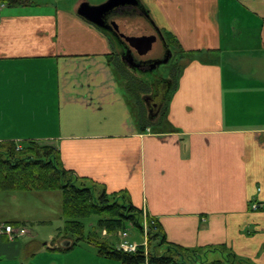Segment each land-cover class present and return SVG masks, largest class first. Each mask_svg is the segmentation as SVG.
Segmentation results:
<instances>
[{
	"label": "crops",
	"instance_id": "crops-1",
	"mask_svg": "<svg viewBox=\"0 0 264 264\" xmlns=\"http://www.w3.org/2000/svg\"><path fill=\"white\" fill-rule=\"evenodd\" d=\"M137 1L183 51L168 46L165 65L176 60V80L158 124L139 125L109 62V33L76 12L86 0H31L0 9V142L54 146L64 168L97 183L98 192L126 191L166 241L197 253L196 261L211 262L209 254L221 261L215 248L225 246L264 264V0ZM127 17L144 27L136 13L109 23L130 25ZM147 26L141 51L158 42L164 52ZM55 192L0 193L2 201L41 198L0 211V227L18 223L26 231L10 240L0 229V264H121L86 243L59 249L68 241L55 240L59 227L47 238L31 230L63 222L62 197L49 203Z\"/></svg>",
	"mask_w": 264,
	"mask_h": 264
},
{
	"label": "trees",
	"instance_id": "trees-1",
	"mask_svg": "<svg viewBox=\"0 0 264 264\" xmlns=\"http://www.w3.org/2000/svg\"><path fill=\"white\" fill-rule=\"evenodd\" d=\"M30 3L31 0H0V4L9 7ZM109 35L115 46L117 38L111 33ZM164 40L175 52H183L177 47L178 42L171 35L164 36ZM108 58L112 66L120 73L124 89L137 108L139 125L145 129L155 124L145 116L140 94H144L149 88L153 91L161 83L169 81L157 75L155 77L154 74L150 77L147 75L151 84L149 86L143 81L124 76L122 72H126V69L115 48ZM172 79L165 93L163 104L176 80V70ZM19 145L12 141L0 142V192L59 191L62 197L64 227L55 240L71 242L69 248L61 246L58 247L59 249L68 250L80 243H86L95 247L101 257L118 261L121 264H170L172 262L176 264H251L226 251L225 246L215 248L224 253L221 261L207 262L200 258L196 261L197 253H191L185 248L167 242L161 225L148 213L146 218L147 251L144 245H139L135 253L118 249L117 246H113V243L101 239L102 231L105 230L107 235L116 236L119 231L126 229L127 224L133 225L139 232L143 230V210L130 202L127 192L121 190L109 195L104 190L98 192L97 183L77 177L73 171L63 167L59 151L52 145L38 141H26ZM92 216L97 217L96 224L86 232L83 220ZM11 225L16 228L20 227L18 223Z\"/></svg>",
	"mask_w": 264,
	"mask_h": 264
},
{
	"label": "rangeland",
	"instance_id": "rangeland-1",
	"mask_svg": "<svg viewBox=\"0 0 264 264\" xmlns=\"http://www.w3.org/2000/svg\"><path fill=\"white\" fill-rule=\"evenodd\" d=\"M32 1H34L36 3H43V2H46V1L53 2V0H32ZM86 2H88L90 5L91 4L94 5V4H97L96 2H98V0H86ZM59 4H60V6H63L64 5V1H61ZM122 20L127 21L128 23H130V25H137L138 22H136V21L137 20L140 21V19L138 17H133V18L127 17V18H122ZM141 21L145 23V24L143 23L144 27L143 28L141 27V30L142 29H147L146 26L148 24L144 21V19H142ZM149 31H151V30H148L147 34H149V35L151 34L152 35L153 32L152 31L149 32ZM154 43L155 44L148 45L147 48L143 49V51H141L140 54H138V52H136L135 49H133L132 50V54L134 55V57H136V59H142L144 61H146V60L148 61V59H155V58H151V57H154V56L155 57L156 56L163 57L162 55H163L164 52L161 49L160 44L158 42H154ZM146 45L147 44H144L143 46H146ZM163 59H164V57H163ZM121 62H122V64L124 65V67L126 69V72H122L124 74V76L137 79V81L138 80L143 81V82L147 83V85L151 86V84L149 82V79H147V75H145L144 73H142V74L141 73H136L132 68L129 69V67H127V64L125 63L124 60H121ZM175 63H176V60L173 58L171 63H169V65L168 64L167 65H162V66L160 65L158 68L156 67L155 74L157 76H161L162 78L165 77V79H167L169 81L168 83L167 82L161 83L159 85V87L156 89L155 92L152 91V88L151 89L149 88L148 90H146L147 92H145L144 94H140V99H141V101H143V104H144V108L143 109L145 111V116L150 120L151 123H153L156 120V118H157L156 114L159 112V109L162 108V104H163V101L165 99V93L167 91V88L171 84L172 75L174 74V72L176 70L175 66H172L171 64H175ZM149 77H150V75H149ZM18 146H20V145L18 144ZM0 195H2V194H0ZM22 195H25V196H22ZM36 195L37 194H28V193L21 194L19 196V200L16 201V202H11V201H8V200H6V201L5 200L4 201L0 200V211L1 212H7V211H10V210H12V211L22 210V207H23V205L25 203V200H27L26 202H29V200L36 201L38 199H41V198H38L39 196H36ZM60 195H61L60 192H55V194H53L49 198L51 200L49 203L53 204L54 200H56V201L60 200L61 199ZM29 204H30V202H29ZM96 220H97V217H94V216L83 220L86 232H88L89 229H91L92 225L96 224ZM57 221H58V219H57ZM58 227L60 228V230L63 229L64 223L63 222H58V223L52 225V227H50L48 225H44V226L34 225V227H31V230H33L34 232H37V234L41 235V237L47 238L50 234L55 235L56 232H57L56 228H58ZM125 230L128 233V240L129 241H135V242H138V243H141L143 241V239H142V237L140 235V232L133 225L127 224ZM25 234H26V231H25ZM100 237L104 241L113 243V246H115V247L118 245L117 242H119V237L117 235L116 236H111V235L103 234V231H102ZM204 254L202 253L200 256H205ZM208 254L209 253H207V255ZM208 257L210 258V261L215 260L217 258V256L214 257L212 254H209Z\"/></svg>",
	"mask_w": 264,
	"mask_h": 264
},
{
	"label": "water",
	"instance_id": "water-1",
	"mask_svg": "<svg viewBox=\"0 0 264 264\" xmlns=\"http://www.w3.org/2000/svg\"><path fill=\"white\" fill-rule=\"evenodd\" d=\"M136 1L137 0H107L99 5H90L87 2H82L79 4L76 12L79 16L91 22L98 28L108 31L112 35L114 33L113 36L123 38V41L126 42L131 49H136L138 52L141 53L142 46L140 40L142 31L139 25H125L122 23L105 24L104 22V18L114 8L124 4H132L135 6ZM157 32L162 37L159 29H157ZM167 58L168 57H165L163 61H158L156 65L159 66L167 63ZM61 246H69V241L62 242Z\"/></svg>",
	"mask_w": 264,
	"mask_h": 264
},
{
	"label": "flooded vegetation",
	"instance_id": "flooded-vegetation-1",
	"mask_svg": "<svg viewBox=\"0 0 264 264\" xmlns=\"http://www.w3.org/2000/svg\"><path fill=\"white\" fill-rule=\"evenodd\" d=\"M138 14L141 15V17L144 19V21L151 27L152 31H154L157 35L158 38L161 41L162 47L164 49V53H163V57H167L168 54V45L164 40V36L163 40L162 37L158 34L157 32V28L151 23V20L149 19V16L147 15V12L145 11V9H143V7L141 6V4L139 2L136 1V5L133 6L132 4H124L121 6H118L116 8H114L112 11H110L109 14H107V16L104 18V22L105 24H110V17L112 15H123V14ZM161 32V31H160ZM107 33L110 34V32L107 31ZM114 35V33H113ZM116 37V36H115ZM117 39L115 40V50L116 52H118L119 57L121 60H124L125 63L127 64V67L132 68L136 73H144L145 75H152L155 74V70L156 67L158 68L159 66L156 65V63L158 61H163V57L158 58V59H148V61H144L142 59H136V57H134V55L132 54V49L128 46V44L126 42H124L123 40H120V38L116 37ZM165 65V64H164ZM162 66V65H161ZM157 77V76H155ZM161 78V76L159 77ZM156 88V87H155ZM154 92L156 91V89L153 90Z\"/></svg>",
	"mask_w": 264,
	"mask_h": 264
},
{
	"label": "built area",
	"instance_id": "built-area-1",
	"mask_svg": "<svg viewBox=\"0 0 264 264\" xmlns=\"http://www.w3.org/2000/svg\"><path fill=\"white\" fill-rule=\"evenodd\" d=\"M3 7L2 4H0V9ZM251 208L253 210H258L260 208L259 204L257 203H252ZM143 216L144 220L142 222V227L143 230L140 232V235L143 239L141 243L135 242V241H129L128 240V233L126 230L119 231L117 233V236L119 237V244H118V249L128 252V253H135L139 247V245H144L145 246V251H147L146 244H147V223H146V218H147V213L143 210ZM152 223V222H151ZM0 229L4 234L7 235V237L10 240L16 239L18 237H21L25 234V229L22 227L15 228L11 224H2ZM103 234H106L105 231H103ZM170 264H176V263H170Z\"/></svg>",
	"mask_w": 264,
	"mask_h": 264
}]
</instances>
